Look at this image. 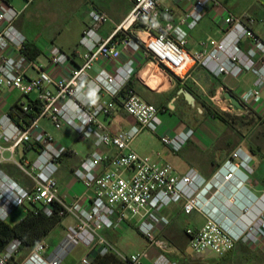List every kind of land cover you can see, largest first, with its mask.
I'll return each mask as SVG.
<instances>
[{
    "label": "built area",
    "instance_id": "2783aa9c",
    "mask_svg": "<svg viewBox=\"0 0 264 264\" xmlns=\"http://www.w3.org/2000/svg\"><path fill=\"white\" fill-rule=\"evenodd\" d=\"M130 1L131 11L118 24L101 10L89 13L90 23L79 42L84 50L83 62L68 72L67 77L57 79L48 67L26 54V38L15 25L21 13L9 0H0V90L13 89L27 98L35 93V98L30 99L39 108L29 123L16 122L10 110L3 109L5 104L1 106L0 103V221L7 222L15 209L27 205L31 207L27 211L51 216L55 203L62 207L61 216L75 221L67 226L63 239L51 252L47 253L48 245L42 240L19 264H63L78 247L88 250L81 264H92L91 255L98 248L114 254L124 264H143L151 252L155 254L153 264H177L169 258L174 251L173 245L160 235L171 224L164 211L181 205L186 215L207 214L215 200L226 198L238 172L247 173L245 181L254 172L253 158L242 148L233 151L210 180L195 168L177 174L169 163L142 156L132 149L143 129L157 132L162 124L160 110L143 101L135 90L127 89L133 74L132 61L118 67L120 80L105 71L90 79L96 62H119L121 51L118 47L122 45L136 52L143 50L156 66L181 83L191 77L196 67L217 77H238L244 72H253L257 80L241 98L247 109L262 99L264 42L241 18L226 11L221 39L211 45L203 42L201 50L190 51L188 38L208 15L209 9L214 5L219 7L215 0H187L189 8L182 17L177 22L165 24L160 22L162 17L172 18L174 11L164 7L161 0ZM109 23L114 24L113 31L102 38L99 31ZM244 39L251 41L247 52L240 47ZM258 53L262 54L260 62L256 61ZM44 55L55 72H67L71 59L59 46L49 45ZM101 92L110 100L97 101ZM19 105L24 113L32 112L29 101ZM118 107L136 123L128 130L113 132L103 118L111 116ZM42 120H48L56 130L68 125L80 139H93L97 148L114 150V154L91 153L74 171L75 178L85 185L86 206L81 204V198L67 201L60 197L57 174L66 149L41 126ZM193 136L191 129L163 134L160 140L177 154ZM33 150L36 156L31 159L26 154ZM5 164L14 165L30 184L24 185L9 175L4 170ZM250 212V207L241 210L243 216ZM135 219L138 232L150 246L140 253L120 252L102 232L118 230ZM186 236L193 256L210 252L222 257L239 242L257 243L259 238H264V215H258L238 234L208 217L202 227L186 229ZM21 247L20 240L11 241L0 253V264H18Z\"/></svg>",
    "mask_w": 264,
    "mask_h": 264
},
{
    "label": "crops",
    "instance_id": "0c3cea01",
    "mask_svg": "<svg viewBox=\"0 0 264 264\" xmlns=\"http://www.w3.org/2000/svg\"><path fill=\"white\" fill-rule=\"evenodd\" d=\"M9 1L21 13L15 25L26 38V45L34 48L32 53L37 51L39 55L36 60L48 67L49 71L54 73L57 79L67 77L68 72L82 64L84 50L79 45V42L84 29L90 23L89 13L92 10L98 9L107 13L111 20L118 24L132 9L130 0H101L103 5H98L95 0H66L69 16H72L71 20L78 22L76 31L70 32L69 27L65 26L62 29L54 30L48 37L38 39L37 34L31 31V27L35 24V17L37 16V0ZM13 1L16 2L17 7L14 6ZM215 1L218 3L217 0ZM161 2L164 7H170L174 11L172 18L162 17L160 21L162 24L168 21L177 22L189 8L187 0H178L177 2L161 0ZM41 3L43 2L41 1ZM218 5V8L215 5L214 7L212 6L206 16L208 18H204V26L206 28H211V24L213 25V23L222 24L226 17L224 15L228 11L236 17L241 18L244 24L264 42V15L238 16L232 11L224 9L221 4L218 3ZM40 6L42 5L39 4L38 7ZM113 28V23L106 24L99 31V35L102 38H107L112 33ZM197 33L196 29L193 30L188 38L187 48L190 51L201 50L203 42L200 40V34L198 35ZM221 37L222 33L219 40ZM52 44L59 46L70 56L71 63L67 68V72L57 73L49 66L48 60L47 62L43 61L47 59L44 53H46L48 46ZM250 46L251 41L249 39H244L240 43L241 49L245 52L249 50ZM118 48L121 51L120 61L110 62L100 60L96 62L90 71L89 78L95 79L101 72L105 71L117 76L120 80V76L117 73L118 67L126 66L130 61L133 62L131 65L133 74L130 79L132 87L143 101L159 108L162 120V124L157 132L153 133L147 129L142 130L132 144V149L135 152L142 156H149L153 160L169 163L175 172L180 175L185 174L190 168H195L208 180L216 175L223 164L229 159L230 154L238 148H242L253 158L254 172L249 175V179L245 181L247 173L244 170L238 172L235 180L229 186V192L226 194L227 199L219 197L209 207L207 214L193 213L186 215L182 211L181 205H173L166 209L164 214L170 219V226L175 221H179L185 227L186 232L188 228L198 229L202 227L207 222L208 217H213L223 223L232 233L238 234L258 215H264V173L260 172L264 160H262L259 153L255 152L246 143L245 139L240 138L237 131L232 130L230 125L223 123L214 115L215 110L230 114L235 113L236 115H238L237 113L242 114L246 112V108L243 111L235 110L225 95L226 93H230L236 96L242 103V95L250 88H253L257 75L253 72H244L238 77L231 75L217 77L204 68L196 67L191 77L185 83H181L156 66L143 50L136 52L132 49H125L122 45ZM261 58L262 54L258 53L256 61L260 62ZM181 90H187L193 95L195 98L194 104H190L187 101L185 95L180 93ZM2 91L4 90H0L1 93H3ZM96 100L99 102L109 101L110 97L105 92H101L96 97ZM6 101L7 98L1 97V106L6 104ZM20 102L22 100L19 98L11 104L4 105L3 109L10 110L14 104H19ZM209 106L213 109L211 110ZM250 109L255 115L264 119V87L262 88L260 103L251 106ZM203 115L204 119L201 118ZM103 121L113 132L128 130L136 123L134 118L129 116L121 107L116 108L111 116L103 118ZM41 126L54 138L58 145L66 149L59 163L57 174L60 197L67 201L81 198V204L86 206L87 201L84 196H86L87 192L85 185L75 178L74 171L79 167L84 158L91 153L101 151L114 154V150L106 147L97 148L94 140L88 139L83 141L88 143L89 151L81 155L74 149L65 147L62 144L61 137L57 136L58 133L64 131V127L61 130H55L48 120H42ZM64 126L69 127L68 125ZM70 128L68 129L70 130ZM191 129L194 130L193 138L177 154H173L161 143L160 137L163 134H176ZM66 134L65 132L64 135ZM26 155L33 159L36 156V151H28ZM4 170L20 183L24 185L30 184V181L14 165L5 164ZM244 207L251 208L248 216L241 214V210ZM189 219L191 222H189ZM74 222V219L71 217H65L60 225H58L62 227L61 234L59 235V237L61 236L60 239L51 235L58 226L44 239L48 245L47 253L51 252L60 243L67 226L74 224ZM131 223L127 222L123 224L118 230H105L102 234L110 243L117 247L115 243L118 241V237L125 235L129 229L133 228ZM263 245V238H259L257 243L239 242L233 250L222 257H216L213 253L205 256H192L182 248L179 250L174 248L173 252L175 256L171 257L169 255V258L177 264H197L196 261H200L201 264H253L259 249ZM29 253L22 252L18 264ZM95 253H100L101 255L108 254L103 248H98ZM95 253H92L91 256L93 257ZM152 254L153 256L155 255L154 252ZM86 255H88V250L81 256L78 262H68L67 258L63 264H81L82 258ZM153 256L151 258L152 264Z\"/></svg>",
    "mask_w": 264,
    "mask_h": 264
},
{
    "label": "rangeland",
    "instance_id": "374dc122",
    "mask_svg": "<svg viewBox=\"0 0 264 264\" xmlns=\"http://www.w3.org/2000/svg\"><path fill=\"white\" fill-rule=\"evenodd\" d=\"M41 1L43 3H41ZM219 4L226 10L232 11L238 16H263L264 15V0H217ZM98 5H103L101 0H95ZM15 7L17 4L13 1ZM41 4L42 6L38 7ZM72 16H69V12L66 6V0H37V16L35 17V24L31 27V31L37 34L38 39L48 37L54 30L62 29L65 26L69 27L70 32H75L78 27L76 20H71ZM206 17L205 19H207ZM205 19L196 28L197 34H200L201 42H205L211 45L214 41H218L222 33V24H211V28L204 26ZM70 21V26H69ZM43 60V59H42ZM47 62V59L43 60ZM0 92V98H7L6 104H11L17 99H21L22 102L27 103L29 99L22 97V95L16 90H4ZM36 94H32L30 98H33ZM223 112V111H221ZM228 119L231 129L237 131V134L241 139H245L246 143L259 153L264 160V119L258 117L254 113L244 112L242 114L237 113H225ZM204 119V115L201 117ZM69 127L64 126V131L58 133V137H61L62 144L74 149L79 154H85L89 151V145L80 139L79 134ZM56 130V129H55ZM56 132V131H55ZM65 132L67 133L66 135ZM19 159V158H17ZM254 164H252L253 167ZM261 173H264V161L262 163ZM31 208L29 205L15 209L12 215L8 218L7 222L11 225L19 223L26 216L27 209ZM137 219L131 223L132 229H129L125 235L118 237V241L115 243L117 250L126 254L140 253L148 249L149 242L140 235L137 230ZM189 222L191 220L189 219ZM62 227L58 226L52 236L60 239ZM161 237L167 239L176 250L182 248L192 255L191 250L188 247V238L186 236L185 227L181 222L175 221L165 232L160 234ZM56 239V240H57ZM264 239V238H263ZM188 247V248H187ZM84 247L76 248L69 256L68 262H78V260L86 253ZM176 252V251H175ZM152 253V252H151ZM173 252L171 257L175 256ZM152 254L148 259L143 260V264H152ZM193 256V255H192ZM217 257V255H215ZM219 257V256H218ZM197 264H201L200 261H196ZM253 264H264V245L259 249Z\"/></svg>",
    "mask_w": 264,
    "mask_h": 264
},
{
    "label": "trees",
    "instance_id": "16d2710c",
    "mask_svg": "<svg viewBox=\"0 0 264 264\" xmlns=\"http://www.w3.org/2000/svg\"><path fill=\"white\" fill-rule=\"evenodd\" d=\"M34 48L26 45V54L36 59L39 54L37 51L32 53ZM127 89L134 90L132 87V82L127 84ZM30 107L32 112L24 113L18 103L14 104L10 109V113L16 122L22 120L25 123L36 117L39 108L37 103L30 98ZM209 108L212 110L211 106ZM210 110V112H212ZM248 113H254L250 108L245 110ZM255 114V113H254ZM215 117L222 121L223 123L230 125L226 114L220 110L214 111ZM62 207L59 204H53V214L48 216L43 212L35 214L33 210H28L24 219L15 225H11L8 222L0 221V253L6 248V246L13 241L18 239L21 241L22 247L21 251L29 253L34 246L44 240L60 223L63 221L64 217L60 215ZM92 264H124L120 262L114 254L108 253L101 255L100 253H95L92 258Z\"/></svg>",
    "mask_w": 264,
    "mask_h": 264
},
{
    "label": "water",
    "instance_id": "95a60500",
    "mask_svg": "<svg viewBox=\"0 0 264 264\" xmlns=\"http://www.w3.org/2000/svg\"><path fill=\"white\" fill-rule=\"evenodd\" d=\"M180 93H183L185 95L187 101L190 104H194L195 98L193 97V95L189 91L181 90ZM225 97H226V99H228L231 102V104L235 110H237V111L245 110V106L240 102V100L236 96H234L230 93H226ZM208 254H210V252H206L205 254H202V256H205Z\"/></svg>",
    "mask_w": 264,
    "mask_h": 264
}]
</instances>
